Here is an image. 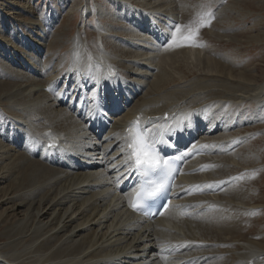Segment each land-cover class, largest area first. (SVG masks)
Wrapping results in <instances>:
<instances>
[{"label": "bare ground", "instance_id": "obj_1", "mask_svg": "<svg viewBox=\"0 0 264 264\" xmlns=\"http://www.w3.org/2000/svg\"><path fill=\"white\" fill-rule=\"evenodd\" d=\"M108 1L121 12L78 7L80 29L67 39L61 31L74 11L50 34L27 0H0L22 32L18 47L0 43V186L7 183L0 264H264V237L229 225L262 207L228 188V178L246 170L234 157L253 141V122L229 124L232 117L218 114L261 106L264 83L232 75L199 47L164 46L171 25L187 24L181 0ZM91 16L95 41L86 28ZM121 21L131 28L125 34ZM178 57L190 71L171 69ZM93 90L99 112L83 99ZM182 117L186 126L158 145L180 157L182 172L168 210L148 221L129 209L138 176L127 161L126 129L139 118L158 137Z\"/></svg>", "mask_w": 264, "mask_h": 264}, {"label": "rangeland", "instance_id": "obj_2", "mask_svg": "<svg viewBox=\"0 0 264 264\" xmlns=\"http://www.w3.org/2000/svg\"><path fill=\"white\" fill-rule=\"evenodd\" d=\"M27 1L29 6L34 8L35 17L39 18L38 20L44 25V28L50 30V34L59 31L62 25L65 24L67 15L74 11V14L71 13V22H66L68 30L61 31V34L67 39L72 34H78L80 29V13L77 10L82 8V10H86L88 8L87 11L90 12L94 8H99L110 11V13H112V10L121 12L115 3L111 4L108 0ZM182 1L179 4L190 12L187 15L185 14L187 23L193 18L195 13L201 11V5L210 6L214 14L210 25L200 29L199 32L198 40L204 45L198 48L201 54H205L207 50L206 56H208V59L210 61L219 60V63L227 66L225 71L235 76L249 77L258 84L264 83V0H195V4L189 3L194 0H187V3L185 2L186 5ZM122 13H126L125 8ZM129 16H132V13L127 12L124 15L126 19ZM21 17L27 21L29 19L26 14L21 15ZM96 24L97 21L91 16V19L86 23V28L89 31ZM119 24L118 34H125L122 33L124 30L127 28L131 29L129 24L124 21L119 22ZM17 29L16 22L0 11V43L1 40L8 39V41L18 47L20 45L19 36L22 32ZM91 38L95 41L97 36L91 33ZM50 39L48 37V41ZM176 52L177 50L167 53ZM60 53L65 55L66 47L61 49ZM3 56L0 53L1 59ZM55 60L56 57L52 58V62ZM0 66L3 67V64L1 63ZM170 67L176 73H187L191 69L190 63L180 57ZM1 71H4V69L0 68V73H2ZM218 114L225 118L232 117L233 119L229 124L232 122H238L239 124L253 122L254 128L252 127L253 129L251 128L252 130L248 131L249 134L254 135L253 141L249 142L245 149H241L242 151L234 157L246 170L234 173V178H242L231 179L228 176V188L231 189L232 187L233 189V187L238 186L240 191L247 193V196L244 197L245 202L259 204L262 207L257 208L253 212L251 219L240 216V219L230 222L229 225L233 224V227L245 230V233L249 234L255 241H260L262 236L264 237V102L259 107L253 102L241 106L231 105L229 108L218 110ZM1 115L0 131L4 130L6 125L5 116L2 113ZM6 185L7 183H4L0 187H6ZM4 207L0 208V219L3 215L2 209Z\"/></svg>", "mask_w": 264, "mask_h": 264}, {"label": "snow or ice", "instance_id": "obj_3", "mask_svg": "<svg viewBox=\"0 0 264 264\" xmlns=\"http://www.w3.org/2000/svg\"><path fill=\"white\" fill-rule=\"evenodd\" d=\"M213 18L214 14L211 7L201 5V11L195 13L187 24L170 26V36L165 37L166 43L164 46L169 49L203 47L204 45L198 40L200 29L209 26ZM113 76H115L114 71L106 78L111 79ZM83 99L92 105L93 111L99 112L101 110V102L96 90L92 91L90 98L86 95ZM190 115L188 114L189 117ZM186 119L188 117L180 118L175 126H161L158 137L156 129L142 128L139 118L126 129L127 161L131 162V170H134L143 178L135 199L130 203L133 210H142L145 205L152 207L162 198V194H166L169 177L175 169L171 167L172 158H165L160 153L158 145L167 143L166 136L168 133L182 130L186 126ZM168 146L174 147L175 145L168 144ZM179 158L176 157V159ZM239 178L242 177L234 179ZM208 187H211V185ZM164 207L166 208L167 205H164Z\"/></svg>", "mask_w": 264, "mask_h": 264}]
</instances>
